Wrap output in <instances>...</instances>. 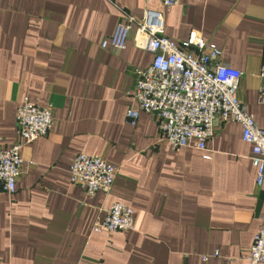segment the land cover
<instances>
[{
    "label": "crops",
    "instance_id": "crops-1",
    "mask_svg": "<svg viewBox=\"0 0 264 264\" xmlns=\"http://www.w3.org/2000/svg\"><path fill=\"white\" fill-rule=\"evenodd\" d=\"M146 8L161 14L169 40L194 31L220 50L242 74L238 99L264 129V0H180L170 9L158 0H0V147L19 141L24 99L53 116L49 134L20 149L15 192L0 187V264H248L264 178L258 187L241 125L216 123L206 151L171 149L133 97L136 71L152 62L136 24L123 50L101 47ZM128 110L138 112L135 125ZM80 153L118 169L108 195L70 183ZM113 203L132 209L133 229L94 232Z\"/></svg>",
    "mask_w": 264,
    "mask_h": 264
},
{
    "label": "built area",
    "instance_id": "built-area-1",
    "mask_svg": "<svg viewBox=\"0 0 264 264\" xmlns=\"http://www.w3.org/2000/svg\"><path fill=\"white\" fill-rule=\"evenodd\" d=\"M158 1L170 9L180 0ZM132 23L136 24L135 37L142 38L143 48L152 54L150 66L136 71L133 97L139 110L154 119L162 140L176 151L187 147L206 151L216 123H238L242 127V139L252 146L251 161L259 187L264 178V129L254 122L238 99L241 72L222 63L220 50L194 31L182 43L166 38L161 14L147 8L140 18L125 16L101 47L123 50ZM259 70L258 103L264 105V62ZM126 118L135 125L138 112L128 110ZM15 123L19 141L10 148L0 147V187L8 194L15 192L16 182L23 173L20 149L46 137L52 128L51 107H38L24 99L16 109ZM68 171L70 183L88 197L97 193L108 195L118 174L114 165L82 153L72 159ZM133 224L132 209L113 203L92 230L108 234L128 232ZM260 225L246 256L248 264H264V213Z\"/></svg>",
    "mask_w": 264,
    "mask_h": 264
}]
</instances>
